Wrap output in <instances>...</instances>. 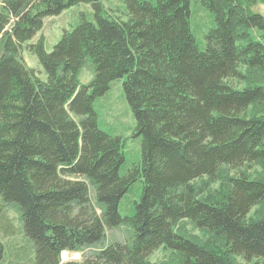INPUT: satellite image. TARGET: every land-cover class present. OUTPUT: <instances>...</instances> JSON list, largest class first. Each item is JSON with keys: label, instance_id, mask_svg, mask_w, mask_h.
<instances>
[{"label": "trees", "instance_id": "16d2710c", "mask_svg": "<svg viewBox=\"0 0 264 264\" xmlns=\"http://www.w3.org/2000/svg\"><path fill=\"white\" fill-rule=\"evenodd\" d=\"M201 2L215 23L203 49L188 0H125V19L106 15L101 0L0 8V198L19 207L31 264H153L147 258L161 245L181 264H264V215L248 218L264 203V180L241 171L264 167V112L247 114L264 102V85H234L242 66L264 70V44L251 36L256 29L264 40V17L250 9L254 0ZM81 3L92 19L80 14L50 51L43 36L32 40L45 18ZM21 46L45 78L18 59ZM86 57L94 74L80 84ZM120 78L141 137V161L124 175L121 140L99 128L93 107ZM224 165L236 175L222 201L200 198L194 181H214ZM137 180L140 197L123 217L119 202ZM181 219L222 238L223 251L175 232ZM123 222L133 227L130 242L105 244L106 229ZM93 244L100 247L80 261L60 259ZM3 253L0 242V264Z\"/></svg>", "mask_w": 264, "mask_h": 264}, {"label": "rangeland", "instance_id": "374dc122", "mask_svg": "<svg viewBox=\"0 0 264 264\" xmlns=\"http://www.w3.org/2000/svg\"><path fill=\"white\" fill-rule=\"evenodd\" d=\"M10 1L12 0H0V8L2 11L6 12L5 8L8 7L7 3ZM101 2L106 15L125 19V0H101ZM188 5L190 32L194 36L198 47L203 49L206 34L215 26L213 15L202 4L201 0H188ZM250 9L253 12L260 13L264 17V0H254L250 4ZM91 12L92 8L89 4L81 3L64 9L59 15L47 17L44 19L41 30L32 40L43 36L44 48L50 51L53 44L61 36L63 29L70 30L75 26L80 14H84L87 18L92 19ZM251 36L254 40H259L264 44V40L258 30L252 29ZM18 59L25 66L35 69L37 75L45 78L43 73H38L41 71V66L37 58L24 46H21L19 49ZM241 72L243 77L234 82L236 88L254 83L264 85V70L242 66ZM93 74L92 60L86 57L84 64L78 71L77 80L80 84H87L93 78ZM93 107L97 115L99 128L111 136L119 137L121 140L124 162L119 172L120 175H124L128 169L139 164L141 161V137L135 134L136 120L123 91V79L120 78L112 81L106 93L95 99ZM259 112H264V102L251 105L247 114L251 116ZM241 171L250 178L264 180V167L259 163H254L248 169L244 167ZM232 175H236V171L230 170L229 167L224 165L219 169L214 181H209L206 177L195 180L194 184L197 187L203 186L201 188L202 194L199 197L205 199L211 198L215 202H221L229 188L228 177ZM202 182H207V185L204 186ZM141 189V180H137L121 198L118 211L123 217L131 216L133 213L134 202L139 199ZM90 199L93 203L94 194L92 188H90ZM263 215L264 203H261L250 210L248 218L254 220ZM0 221H5L9 226L7 229L0 227V242L4 248L2 263L31 264L29 255H32L33 259L34 254L31 243L22 232V221L18 205L14 202L6 203L0 198ZM173 230L183 236L192 237V239L198 241L200 244L215 246L218 251H223L222 238L210 234L205 229L197 228L188 219L177 220ZM132 234V225L128 222H123L119 226L106 229L104 243L107 244L111 240L130 242ZM99 247V245L93 244L84 247L78 252L62 251L60 253V259L61 261H80L82 256L91 254ZM232 259L235 264H248L242 258L232 257ZM147 260L153 264H181L182 256L177 251L161 245L151 253Z\"/></svg>", "mask_w": 264, "mask_h": 264}]
</instances>
